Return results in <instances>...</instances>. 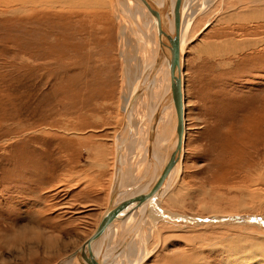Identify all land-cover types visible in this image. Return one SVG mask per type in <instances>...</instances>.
Segmentation results:
<instances>
[{
	"label": "rangeland",
	"instance_id": "1",
	"mask_svg": "<svg viewBox=\"0 0 264 264\" xmlns=\"http://www.w3.org/2000/svg\"><path fill=\"white\" fill-rule=\"evenodd\" d=\"M199 2H208L204 12L181 33L190 39L183 61L185 197L161 201L162 217L154 221L159 245L149 239L154 249L144 264H264V223L215 219H264V0L192 6ZM30 9L0 5V264H54L92 233L129 92L113 9L106 11L108 23L85 20L82 28L76 11ZM123 39L125 57L134 55L138 37ZM56 41L66 44L48 56ZM207 43L224 47L211 56L203 51ZM34 46L41 49L36 60ZM149 57L155 59L153 50L130 63L136 88ZM254 245L263 249L251 252Z\"/></svg>",
	"mask_w": 264,
	"mask_h": 264
},
{
	"label": "bare ground",
	"instance_id": "2",
	"mask_svg": "<svg viewBox=\"0 0 264 264\" xmlns=\"http://www.w3.org/2000/svg\"><path fill=\"white\" fill-rule=\"evenodd\" d=\"M153 1H155L157 4L161 2V0H153ZM193 1L194 0L185 1V4L181 10L182 18H181L180 31H179V48L181 51L183 119H184L182 155L180 157V160L178 161V163H173V165L171 166L169 173L166 177L167 179L161 191V197L154 201L153 205H151L147 213H143L144 217L142 219V222L138 224L134 230L132 229V226L134 225L135 220L138 217L139 212L142 209L146 199L149 197V195L152 193V191L155 189L157 185L153 186L147 192L142 194L130 207H128L123 213V215H121V217L118 220H116L114 223H112L109 226L107 234L100 235L98 237V239L93 244L92 255L88 254L87 256L88 258L84 257L83 259H81L80 261L82 262V264H144L149 258V256L151 255V252H153L152 250L154 249V248L150 249L149 239L154 237L155 239H157L156 241L153 239L155 241V246L159 245L160 238H159L157 226L155 227L156 222L154 221H156L155 220L156 218L162 217V214H161L162 212L160 211L161 201H163V199L167 196L168 201L176 203L181 198L184 199L185 197L184 192H186V189H185L186 184L182 181L181 173H180L181 159L183 157L184 141H185V133H186L185 93L183 92L184 91V83H183V63L184 62L183 61H184V54H185L184 52L186 49V45L187 43H189L190 39L188 37H186L185 39L183 37L181 38V33L183 31V27H184V32L188 33V31L190 30L192 26V22L196 19L197 16H199L200 14L204 12L203 9L205 5L208 3L207 2L205 4V2H203V4L201 5L200 4L201 1H200L198 5L192 6ZM10 4L11 5H21L22 7H31V9L33 10L41 9V6H44L46 10H49L50 8L54 10L55 9L61 10L59 12L74 13L76 11L80 13L78 14V16L80 19L79 22L81 23V28L84 27V24L86 25L85 20H90V21L95 20L93 23H89L90 25H94V26H98V24L100 25L101 22L105 24L108 23L104 21L105 14L107 13L106 11H110V9H113L114 11V18H115V21L118 23L117 24L118 25L117 26L118 27L117 28L118 30L117 40L120 45L119 53L121 55V58L123 56L122 59L120 58L121 59L120 65L123 70L122 74H123V79H124V81L123 80L122 81L124 82L123 85L126 86L127 89L129 90V92H127L128 94L126 93L127 96L126 97L124 96L125 100L123 102V108H122L124 112L123 119L124 117L127 116L128 121H127V125H125L127 127V131L125 133L122 132L123 130L124 131L126 130L125 126L123 127L124 129H122L121 131V125H122L121 123V125L115 131L114 136L112 138L113 139L112 163H114L115 165V154L119 151L117 150V147L121 143V141L125 138V135H126L122 151L119 153L118 160H117L119 169L115 170V167L113 165V172L110 177L109 189L107 192L106 201L104 205V209H105L110 199L109 193H110V189L112 185L114 171H116L115 174L118 173V177H119L118 182H119L120 188L129 187L133 185L145 173L147 166H148V158L150 155L149 153V140H150V132H151L150 126H151V120L153 119V118L151 119V117L155 116L156 121H157L155 125V131H154L155 132L154 133L155 134L154 135L155 136L154 149L152 150V157L154 158L155 161H159L160 163V161L164 157V154L166 153L167 149L171 146L172 141H173L174 114L171 109V104L170 102H165V101L161 102V99L167 92L169 85H170L169 71H168L167 64L165 63L164 54L162 55V58L160 59V63L157 65V70L154 72L153 75H152V70H153L154 58L151 59L149 57L150 61L146 69L147 71L143 73L142 80L139 83V85H143V88L141 89L140 94L136 95L130 111L126 112V107L128 105V102L130 101V98L134 94L135 90L137 89L135 87V84L130 83L131 76L129 77V74H128L129 69H131L130 63L137 61L138 58H140L142 55L149 52V50L151 51V53L153 50V52L156 55L159 49L160 36H159L158 31L155 28L153 16L148 11V9L141 3L140 0H0V5L2 6H9ZM42 13L43 12L40 11V16ZM44 13H46V11ZM69 16L73 17L72 15H69ZM64 18L66 20L68 19V16H64ZM100 19H102L103 21H101ZM120 21L123 22V26L120 24ZM44 24H46V22H44ZM41 30H42V26H41ZM51 30L50 32L51 34H53ZM84 33H85V28L79 29L77 31V35L79 37H81L80 35H83ZM125 34H133L138 37L139 42L134 41L132 43L134 49L133 51L130 52V54L131 53H133L134 55L137 54L136 56L131 54V56L129 55V57H125V54L128 52L127 51L128 48L126 49L125 47V40L123 39V35ZM83 39H86V38H83ZM88 39L91 40L90 37ZM142 40L147 45H149L152 48V50L150 48L144 47V45H141L140 42H142ZM56 42L54 44L57 46L51 45V48H48L50 49L48 51V56L54 57L56 49L58 50L56 52V55H60L61 53L60 50L66 44V41L65 42L63 41L62 45H60L61 47H59L60 41L57 43ZM43 44L47 45L46 41H44ZM50 44H52V41H50ZM223 47L224 46H221V45L217 47V44L207 43L203 45V51L204 53L213 56L217 48L220 51L221 49L223 50ZM40 52H41L40 47L33 48L32 51L30 52L32 59L36 56H39ZM30 53L28 52L29 55ZM93 54L94 52H90V53L86 52V55L88 56H93ZM48 59H51V58L48 57ZM41 67H44L48 70L50 68V64L45 65V66L41 65ZM141 68H142V65L139 66V69ZM150 75L152 76L150 77ZM147 78L148 80H146ZM164 100H165V97H164ZM156 109H158L159 111L157 115L155 112ZM123 119L121 120L122 122H123ZM227 135L228 137H230V139L228 138L229 140L231 139H232L231 141L235 140L236 134L232 130ZM158 175H155V176H158ZM155 180H157V178L154 179V181ZM139 189L140 188H136L134 192H137ZM127 192L130 193L129 190L125 192L124 191L120 192L116 197H114L115 201H119L121 199V196L125 195ZM262 202L264 203V197L262 199ZM103 211L98 216L97 225H98L99 219ZM241 216H247V215L245 214ZM148 217H151V218H148ZM258 220L259 219H257V221L254 223H264V221H258ZM85 240L83 242H85ZM258 240L260 241L261 239H258ZM259 241H257V244L259 243ZM232 242H238V241H232ZM232 242H230L229 244L231 245ZM260 244L262 245L264 243L260 241L259 245ZM250 245L248 246L251 247L252 245L251 246ZM258 248L263 249V247L254 245L252 247L251 252H257ZM75 249H73L72 251H74ZM261 249H260V252L262 251ZM243 251L244 250H242V252ZM247 251H249V249ZM71 252H69L68 254H70ZM65 256L61 258H64ZM73 259L74 258L67 259L61 264H81L79 261L74 262ZM158 264H161V262Z\"/></svg>",
	"mask_w": 264,
	"mask_h": 264
},
{
	"label": "water",
	"instance_id": "3",
	"mask_svg": "<svg viewBox=\"0 0 264 264\" xmlns=\"http://www.w3.org/2000/svg\"><path fill=\"white\" fill-rule=\"evenodd\" d=\"M141 3L148 9L154 19L155 28L160 36L159 49L156 54L153 63L152 75L157 70V65L160 63V59L164 54L165 63L167 64L169 71V79L170 85L161 99V102H170L171 109L174 114V135L171 146L167 149L164 154L163 159L160 161H155L152 157V150L154 149V138H155V125H156V117H151V132H150V140H149V158H148V166L145 173L139 178L133 185L129 187H119L118 182V173L113 174L112 185L110 189L109 202L104 209L98 225L91 233V235L86 238L85 242L79 245L74 251L70 254H67L64 258L58 260L55 264H61L67 259L74 258L73 261H80L84 257L88 258V254L92 255L93 252V244L98 239L100 235L107 234L109 226L118 220L121 215L125 212V210L130 207L142 194L147 192L150 188L157 185L149 197L146 199L142 209L139 212L138 217L135 220L132 229L134 230L138 224L142 222L144 217L143 213H147L150 209L151 205H153L154 201L161 197V191L163 185L165 184L166 177L169 173V170L173 163H178L180 157L182 155V141H183V99H182V76H181V51L179 48V31L180 24L182 18V8L185 4L186 0H161L159 4H157L153 0H140ZM150 75V77L152 76ZM148 80V78L146 79ZM145 80V81H146ZM143 85H138L134 94L131 96L130 101L126 107V112H129L133 101L135 100L136 95L140 94ZM165 97V100H164ZM156 115L159 112L158 109L155 110ZM127 116L124 117L121 131L124 129L123 127L127 125ZM126 127V126H125ZM126 130L122 131L125 133ZM127 134V133H126ZM126 138V135H125ZM125 138L118 145L117 150H119L115 154V170L119 169V165L117 164L119 153L122 151L123 144L125 142ZM159 175H158V174ZM155 175H158L157 180L154 181ZM157 182V183H155ZM136 188H140L137 192H134ZM129 190L130 193H126L121 196L119 201H115L114 197H116L120 192ZM218 221H226L229 223H245V222H256L264 221L262 217L259 216H228V217H218L215 218Z\"/></svg>",
	"mask_w": 264,
	"mask_h": 264
}]
</instances>
